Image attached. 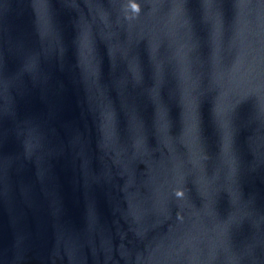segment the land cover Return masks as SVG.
<instances>
[{"label":"water","instance_id":"1","mask_svg":"<svg viewBox=\"0 0 264 264\" xmlns=\"http://www.w3.org/2000/svg\"><path fill=\"white\" fill-rule=\"evenodd\" d=\"M0 264H264V0H0Z\"/></svg>","mask_w":264,"mask_h":264},{"label":"snow or ice","instance_id":"2","mask_svg":"<svg viewBox=\"0 0 264 264\" xmlns=\"http://www.w3.org/2000/svg\"><path fill=\"white\" fill-rule=\"evenodd\" d=\"M133 7H135V6H133Z\"/></svg>","mask_w":264,"mask_h":264}]
</instances>
